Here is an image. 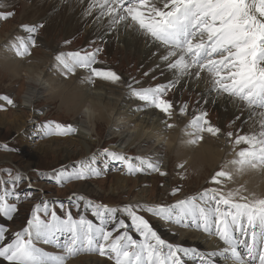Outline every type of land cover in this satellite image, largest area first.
Wrapping results in <instances>:
<instances>
[{
	"label": "snow or ice",
	"instance_id": "obj_1",
	"mask_svg": "<svg viewBox=\"0 0 264 264\" xmlns=\"http://www.w3.org/2000/svg\"><path fill=\"white\" fill-rule=\"evenodd\" d=\"M78 3L83 6L82 18L90 20L96 34L86 47L57 52L49 71L64 79L83 72L80 81L89 86L98 81L123 85L129 113L149 114L150 119H156L158 113L164 131L176 126L171 122L175 116H188L182 128L187 143L202 141L204 134L223 138L225 145L231 147L232 158L225 159L210 177L208 183L213 186L173 203L109 205L73 192L68 201L77 210L78 215L74 216L62 202L59 214L55 201L41 199L31 209L25 226L11 233V239L6 235L9 229L0 225V262L69 264L82 255H98L110 264H264V196L248 191L245 186L228 188L232 177L225 170L226 165L238 170L264 167V0H78ZM8 7L0 0V9ZM14 16V10H0V21ZM44 27V22L20 25L23 34L0 45V58H8V54L17 59L31 56L32 50L39 46L38 37ZM129 31L156 46L153 55L159 54V62L141 77L130 75L125 80L100 56L108 37L118 38L121 32ZM71 43L63 41L64 46ZM154 72L159 75H152ZM169 74L170 78L164 82H155ZM150 75L151 81L145 84ZM201 87L194 101L175 99L178 92L181 97L184 92L191 97L192 91ZM220 98L240 113L224 128L212 121L210 111L204 107L215 105ZM6 106L17 107L10 96L0 95V111H6ZM245 111L247 117L241 120ZM238 120L241 124L237 129ZM244 125H249L248 132L243 131ZM34 131L41 139L78 134L72 123L53 120L37 125ZM152 143L145 141L140 146L147 148ZM162 156V152L133 156L105 146L47 173L38 172L37 176L60 187L104 178L109 172L167 177ZM177 168L184 169V163ZM8 177L0 179V217L11 221L18 211L17 203L33 193L17 191L26 179L20 172L13 175L8 170ZM184 178L181 173L180 179ZM28 181L31 189L30 178ZM181 190V186H174L169 195L176 196ZM145 214L168 225L202 232L222 246L209 251L169 242ZM40 245L56 251H47Z\"/></svg>",
	"mask_w": 264,
	"mask_h": 264
},
{
	"label": "rangeland",
	"instance_id": "obj_2",
	"mask_svg": "<svg viewBox=\"0 0 264 264\" xmlns=\"http://www.w3.org/2000/svg\"><path fill=\"white\" fill-rule=\"evenodd\" d=\"M9 1L10 0L4 1L9 7L0 10H5V11L12 10L13 7L10 5ZM31 3L32 1L30 2V4ZM11 20L12 18L7 21H0V38L3 40L4 44L6 42L11 41L15 36H18L19 34L21 35L23 34L21 32L22 30L20 29V25L25 23L27 24L36 23V19L34 18V16L29 17L28 20L23 22L20 20L19 21L20 23H16L15 21L12 22ZM129 39L132 40L131 37ZM37 51L39 52L37 53ZM47 53L48 51L44 48V46L39 45L38 47L32 50L31 56L34 55L43 58L44 56L43 54H47ZM13 59H17V58L13 57ZM50 66L51 65L49 64L47 70L49 69ZM47 73L51 78L54 79L60 76L58 73L54 71L51 72L48 71ZM104 83L107 84V82ZM19 84H20L19 81L13 82L9 80L7 77H5L2 73H0V95L10 96L17 105V107L15 108L6 106L7 107L6 111H0V179L7 180L9 178L8 170H11L13 175L16 172H20L22 175L25 176L26 179L23 183H21L18 186L17 191L21 193L31 191L33 193V195L30 198L22 199L20 202L17 203L18 211L14 215L13 220L8 221L6 218L0 217V225H4L9 229V232L6 234L8 239H11V233L18 231L25 226L26 220L30 215L31 209L34 207L36 203H39L41 199L55 201L56 203L54 204V207L56 208L59 214H62L59 208V204L62 202L66 208H71L74 216L78 215L77 210L74 207H72V204L68 201V197L73 192H76L78 194H83L86 197L107 203L109 205H122L126 203H138V202L148 203V204L173 203L175 200L184 198L188 195L195 194L200 190H202L203 188L213 186L208 183L209 180L207 178L209 177L210 179V176L214 174V171L219 170L221 164L225 161V159L223 160V158H221L222 160L219 159L220 163L218 161L217 163L218 165H215L216 168L214 167V170L208 173L207 176L201 177V174L194 176L188 172V175H186V177L183 180H181L179 174L180 169L177 168L179 158H177V155H175L176 162L175 164H173L171 169H169V171L167 170L168 169L167 161L166 163L163 161L162 168L163 170L166 169L165 171L168 173L167 177H161L158 174L137 175L133 177V176L122 175L121 173L118 172H109V174L104 178L92 179L87 182H71L63 187L56 186L53 182H48L46 181V179L38 178L37 176L38 172L47 173L51 171L53 168H57L61 164L65 163L64 161L65 153L63 152V149L56 148V150L52 152L53 154L50 153L48 154V156L45 153L42 154L40 152V148L44 145L49 144V141H51L50 139L62 138L65 140L69 138V139H73L74 142L85 141L90 146V147L88 146L89 147L88 152H82V148L79 147L71 146L70 148H68L67 151H69L70 154L72 155L69 161H74L76 159L83 158L87 156L91 151L105 146L112 147L115 150H119V146L122 144V140L121 139L119 140L118 136H116L115 138H113L114 135L110 136L108 134L109 127L108 128L105 127L103 130L100 131V140L98 142H91L85 140L79 133L77 135H73L69 137H49L44 139L39 138L34 131L37 125L46 122L48 120H53L56 122H63V123H72L74 125L73 122L75 120V116L73 114H69L65 110H62L55 103L48 101L47 100L48 97L46 95V91H47L46 89L44 90L45 91L44 97L38 96L39 98L36 99L35 105H32V107L30 108L23 107L22 105H20L19 99L17 98V91ZM30 121H34L35 123H32ZM19 124H22L23 126L21 130H19L20 128L19 129L17 128L18 127L17 125ZM179 128L182 129L183 127H179ZM4 145H7L8 147L5 148L3 147ZM228 147L229 146H226V149H228ZM128 150L134 151L132 154L133 156L143 155L139 153V151H135L136 150L135 148H127L124 151L127 152ZM229 153H231V147H229V149L227 150V154H228L227 156H229ZM231 158L232 156L230 154V159ZM187 166H189V164L187 165L186 163L185 167ZM111 175H120L124 179H129L133 183L139 181V179L144 177L148 179V181H154L155 185L150 182L143 183L141 184V186L139 185L134 186L132 184L130 187H125V188L122 187L121 189L113 193L112 184H111L112 182ZM28 178H30V181L33 185L31 189H29L27 186L29 182ZM193 178L196 180H194ZM161 184H163L164 187H160ZM230 185L231 184L228 185V188L234 187L233 185L231 186ZM174 186H181L182 190L176 196H171L169 195V193L172 187ZM85 187H89L91 192L89 191H88L89 193L83 192L82 188ZM165 190H167L166 194L164 193ZM10 202H16V201L10 200ZM145 215L146 218L150 220V222L153 224V226L156 229L157 226L158 227L161 226L164 229H168V230L169 229L186 230L183 228H179L175 225L165 224L164 222L159 221L158 219H155L150 215L147 214ZM89 218H91L90 214H89ZM186 231L189 232L190 230H186ZM196 232L198 233V231ZM203 245H205L204 242ZM41 247H44L45 250L47 251H56V249H54L51 246L41 245ZM85 256H92V255H82L78 258H73L71 261H69V264H73L74 262L80 261L81 259H84ZM93 256L99 257L98 255H93ZM102 259L107 260L105 258Z\"/></svg>",
	"mask_w": 264,
	"mask_h": 264
},
{
	"label": "bare ground",
	"instance_id": "obj_3",
	"mask_svg": "<svg viewBox=\"0 0 264 264\" xmlns=\"http://www.w3.org/2000/svg\"><path fill=\"white\" fill-rule=\"evenodd\" d=\"M4 1H7V0H4ZM31 1L32 3L30 4ZM9 3L13 7L12 10L15 11V16L11 20L12 22L15 21L16 23H20L19 22L20 20L23 22V21L28 20L29 17L34 16V18L36 19V23L38 22L45 23V27L41 30L40 36L38 37V44L44 46V48L48 51L47 54H43L44 55L43 58L49 62L48 65L53 64L54 62L53 57L57 52L72 51V50L79 49L81 47H86L89 41L96 34L94 27L90 23V20H84L82 18L81 12H82L83 6L78 3V0H10ZM130 37L132 40L129 39ZM65 40H71L72 43L70 45L64 46L63 41ZM0 43H1L0 45L4 44L1 38H0ZM103 47H104V52L101 54L100 59L105 61L107 66L113 68L118 73H120L125 80H127L130 75L137 76V78L141 77L143 72L148 71L150 68H152L154 65H156L159 62V54H157L156 56L153 55V53L157 51L156 46L146 43L143 37L136 35L135 33H132L131 31H129L128 33L121 32L118 38L116 36L108 37L107 43L104 44ZM38 52L39 51H37V53ZM8 58L13 59V57L10 54H8ZM48 71L49 69L47 70V72ZM47 72H46V76L49 79H54V78H51ZM82 75H84L83 72H78V74L76 76H73V78L80 79ZM152 75H159V73L154 72L152 73ZM152 75H150L148 78L145 79L144 81L145 84L151 81ZM59 78L63 79L60 76ZM169 78H170V74L161 77L159 80L155 82L157 83L164 82L165 80ZM95 86L109 87L108 84L104 82H99V81L96 83ZM182 87L183 85H181V88ZM44 90L45 88H40L38 90V96L44 97L45 95ZM114 91L116 94L122 96V101L120 104L121 112H123L126 115L136 117L137 119H139L141 116L149 117V114H136L134 116L127 111L126 106L129 104V102L125 98V88L123 85L120 88L114 89ZM199 91H202V87L197 88L194 91H192L191 97L189 96L188 92H184L182 97H181V94L178 92L177 95L175 96V99L179 100L183 98L184 100L194 101L196 97V93ZM47 100L50 101L48 98ZM35 104H36V100L33 105ZM204 107H207L208 110L210 111V116H211L212 121L218 124L221 128H224L228 121L232 120L236 115L240 114L237 112V110L232 105L227 104L224 98H220L215 105L209 104ZM68 113L72 114L70 112ZM155 116H156L155 120H156L157 126L162 129L163 126L159 123V119H160L159 114L156 113ZM187 117L188 116L180 117L179 115H177L174 117V120L171 122L175 123L179 127H183L187 123V120L190 118V117L188 118ZM246 117H247V112L245 111L241 115V120L246 119ZM73 123L75 126H77L78 119L76 117ZM240 124H241L240 120L236 121L235 127L238 129L240 127ZM17 126H18L17 127L18 129L20 128L19 130L23 128L22 124H19ZM104 128H105L104 125H100L98 129L99 132L103 130ZM114 128L116 127H109L108 129L109 130L108 134L110 136L114 135L113 138L118 136L117 132L113 130ZM243 131L248 132L249 125H244ZM118 138L119 140L121 139L119 136ZM220 139L224 141L223 138H220ZM50 140L51 141H49V144L44 145L40 148V152L42 154L45 153L48 156V154L54 152L56 148L63 149V152L65 153V158H64L65 162L71 159L70 157L72 155L70 154L69 151H67L68 148H70L71 146L82 148V152H88L89 147H90L85 141L74 142L73 139H69V138L65 140L62 138H54ZM205 143H211V142L205 141ZM224 144L220 145L217 143L214 145V147L216 148L223 147L225 152L223 151L222 153H216L215 155L205 153L203 155H200L194 158L193 164L199 162L204 165V170L200 173L201 177L207 176L208 173L212 172L214 170L215 165H218L217 163L219 159L221 158H223V160L230 159V153H229V156H227L228 155L227 150L229 149L230 146L228 147V149H226V145L224 146ZM54 145H55V148H54ZM239 147H242V146H239ZM135 149H136L135 151H139V153L143 155L157 154V153L162 152L163 153L162 160L165 163L167 161L168 171L169 169H171L173 164H175L176 162L175 155H177V158H179L178 164L184 163L185 165H186L185 160L190 155V153L184 151L182 148H179V146L177 148L176 154H171V153L165 154L163 152L162 147H159V146L152 147L151 145H149V147L147 148L138 146V147H135ZM133 152H134L133 150L127 151L129 155H132ZM189 167L190 165L185 167L184 169H180L179 174L182 173L186 177V175H188V172H189L188 171ZM111 176H112L111 184H112L113 193H115V191H118L122 187L123 188L130 187L132 184L134 186L136 185L141 186V184L143 183L150 182L155 185L154 181H148V179L144 177L139 179V181H136L133 183L129 179H124L120 175H111ZM207 179L209 180V177ZM229 184L233 185L235 188L239 187V184H233V183H229ZM249 187H252V185H249ZM82 189H83L82 190L83 192H87V193L91 192L89 187H85ZM166 191L167 190L164 191L165 194H166ZM259 191H264V185L260 186ZM157 231L162 236V238L168 240L169 242L181 243L185 246H195L202 250H209V251L215 250L217 246L220 245V243L216 239L209 238L204 233L201 234L202 232L201 233L200 232L197 233L196 231L187 232L186 230H181V229L180 230L179 229H169L168 230V229H164L161 226L159 227L157 226ZM202 241L204 242L205 245H203ZM73 264H110V262L100 257H95L92 255V256H85L84 259L74 262Z\"/></svg>",
	"mask_w": 264,
	"mask_h": 264
},
{
	"label": "clouds",
	"instance_id": "obj_4",
	"mask_svg": "<svg viewBox=\"0 0 264 264\" xmlns=\"http://www.w3.org/2000/svg\"><path fill=\"white\" fill-rule=\"evenodd\" d=\"M48 63L46 59L34 55L23 59L0 58V73L13 82H20L17 98L23 107H32L38 97V90L45 88L51 102L78 119V133L85 140L98 142L99 126L104 125L106 128L121 129L117 133L122 140L119 151L138 147L145 141H152V147H162L165 154H176L179 146L190 153L185 163L190 165L188 171L191 175H199L204 170L202 163L193 164L195 157L205 153L215 155L224 151L223 147H214L217 143H225L220 138L204 134L202 141L189 144L188 138L182 136V129L175 123V127L164 131L157 126L155 119L148 116L137 119L124 114L120 111L122 96L114 91L122 87L120 84L107 83L109 87H97L82 83L80 79L72 76L68 79H49L46 76ZM225 170L229 171L232 177L229 183L245 186L248 191L264 196V191H259L260 186L264 185V167L247 166L238 170L226 165Z\"/></svg>",
	"mask_w": 264,
	"mask_h": 264
}]
</instances>
